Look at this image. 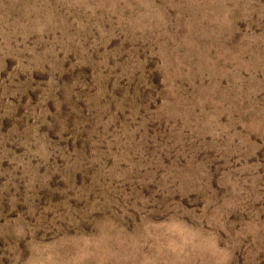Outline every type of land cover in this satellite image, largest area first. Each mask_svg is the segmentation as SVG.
I'll return each instance as SVG.
<instances>
[{"label": "rangeland", "instance_id": "374dc122", "mask_svg": "<svg viewBox=\"0 0 264 264\" xmlns=\"http://www.w3.org/2000/svg\"><path fill=\"white\" fill-rule=\"evenodd\" d=\"M0 264H264V0H0Z\"/></svg>", "mask_w": 264, "mask_h": 264}]
</instances>
